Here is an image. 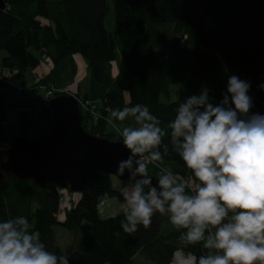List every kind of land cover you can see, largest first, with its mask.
<instances>
[{"label": "trees", "instance_id": "16d2710c", "mask_svg": "<svg viewBox=\"0 0 264 264\" xmlns=\"http://www.w3.org/2000/svg\"><path fill=\"white\" fill-rule=\"evenodd\" d=\"M4 3L5 8H0V68L17 73L12 83L26 88L23 78L37 69L45 57L53 65L49 75L62 70L55 78L64 85L68 79H74V56H81L92 79L102 89V111L111 113L117 107L143 104L161 121L159 126L165 135L160 151L163 155V146L167 144L169 155L157 161L160 168L148 169L154 179L163 168L185 179L191 177L190 170L172 149L168 124L175 118L178 104L199 94L202 87L208 88L213 103H219L227 90L228 77L236 75L251 85L248 95L253 98V107L249 115H264V89L260 87L264 84V0H4ZM111 13L114 27L108 30L106 22ZM55 78L48 84L60 86ZM46 81L40 80L38 89ZM8 88L13 89L0 76V150L8 149L18 136L28 138L26 133L31 130V115L21 111L24 118L20 134L6 135ZM61 94L57 90L53 97ZM24 99L20 98L11 109L32 110V105L21 103ZM48 101L44 102L42 113L51 117ZM88 124L83 115L84 128L95 135ZM107 138L121 142L111 136ZM131 183L123 182L125 186ZM63 192L53 185L21 182L7 175L0 184V220L25 216L32 225L30 231L40 232L49 251L68 255L69 264H137L134 260L138 256L151 264H171L177 252L197 258L207 254L202 243L183 245L180 231L172 227L167 215L156 213L149 228L138 226L131 236L120 227L124 215L119 219H101L99 209L105 198L125 202L124 196L114 190L112 176L108 174L92 173L76 204L70 202L71 208H64V216L60 214ZM56 226L70 232L68 254L56 243L53 231Z\"/></svg>", "mask_w": 264, "mask_h": 264}, {"label": "clouds", "instance_id": "9594fccd", "mask_svg": "<svg viewBox=\"0 0 264 264\" xmlns=\"http://www.w3.org/2000/svg\"><path fill=\"white\" fill-rule=\"evenodd\" d=\"M250 87L230 75L219 103L202 87L178 104L168 124L169 140L191 177L163 168L155 185L148 164L169 155L167 144L163 155L160 151L161 121L143 104L111 111L107 123L113 127L114 120L128 117L136 125L121 130L130 155L117 166L118 175L128 170L134 181L124 192L120 227L125 233L149 228L159 213L180 231L183 245L202 243L207 250L198 258L189 255L184 264H264V115H249ZM31 228L25 216L0 220V264H69L68 255L49 251L40 232Z\"/></svg>", "mask_w": 264, "mask_h": 264}, {"label": "water", "instance_id": "95a60500", "mask_svg": "<svg viewBox=\"0 0 264 264\" xmlns=\"http://www.w3.org/2000/svg\"><path fill=\"white\" fill-rule=\"evenodd\" d=\"M0 8H5L4 0H0ZM48 104L53 124L49 132L34 139L18 136L8 149L0 150V184L11 175L21 182L31 180L37 185H53L81 194L94 172L134 182L129 181L128 170L124 176L117 173L118 162L126 160L129 151L122 142L89 133L74 96H58ZM156 183L153 178V185Z\"/></svg>", "mask_w": 264, "mask_h": 264}, {"label": "rangeland", "instance_id": "374dc122", "mask_svg": "<svg viewBox=\"0 0 264 264\" xmlns=\"http://www.w3.org/2000/svg\"><path fill=\"white\" fill-rule=\"evenodd\" d=\"M106 25H107L108 30L113 29L114 27L113 13H111L110 17L107 19ZM74 58H75L74 60L76 61V70H74L76 72H75L74 79L70 81L68 79V82L64 83V85H62L63 83H61L55 78L58 74L61 73L62 70H58V69L54 70L52 75H49L52 70L47 75H39L38 73H35L37 69H40L46 63L48 62L51 63L45 57L41 58V64L37 69L31 72H28L26 74L25 79H24L26 82L25 83L26 88L24 89H20L19 87H16L12 83L13 77L17 74L16 72L12 73L8 70L2 69L3 78L5 77V74L7 72L10 73V76L7 77L10 82L9 83L6 82V83L7 85H10L13 88V89L8 88L5 90L6 104H7V116H8L7 127L9 131L8 134L6 135L8 137H12V136L15 137L21 132L20 124H21V120L24 118V116H21L23 114L21 112L22 110L16 109V108L11 110L13 105L19 103L18 102L19 96H22L25 98L24 100L21 101L22 104L33 106L32 110L29 109L30 113H28L31 115V118H30L31 130H29L26 133L27 137L29 139H34V137L37 135L47 133L52 126V120H51V117H47L44 113H42V110L44 108V102H47L48 101L47 99L51 100V98L52 99L54 98L53 95L48 96L49 94L48 92L53 91V94H54L57 90L63 93L60 96L67 95V94L77 95L79 98L76 96L77 97L76 99L88 100L98 106L99 111L101 110L100 113L102 117L99 121L91 122L89 117L86 115V117L90 121L88 124L89 128L94 131L95 136L99 137L103 135L106 138L108 136H111V138L113 137V139H117L122 142L123 139L121 136V130L123 129V127L136 126L134 124V118L132 117H128L125 121H122V122L121 121L117 122L114 120V124L116 125L115 127L107 123V120L111 118V113H109L106 110L102 111V101L101 100H102L103 92H102L101 87L97 83H95L94 80L92 79L90 75V71L84 59L81 56H74ZM69 73H70V69H69ZM67 75H68V72H67ZM53 77L57 81L55 82L59 84L61 87L48 84V81L51 82ZM40 79L41 81L42 79H45L47 81L45 83V86L40 85L42 88L38 89L37 85L38 83H40ZM50 87L51 88L55 87L57 90L55 88L49 89ZM46 88H47V92L45 90ZM15 89H20V91H17ZM22 90L24 91V93L21 92ZM88 96L90 99L88 98ZM145 155H147V153ZM153 168L158 169L160 168V166H158L157 162L149 163L148 169H153ZM118 181L119 180L116 179V177L112 176L113 183H117ZM62 190H64V192L60 196L61 204H62V211L60 214L64 216V208H71L72 204L70 203V201L75 204L77 201L78 195L73 194L72 192L66 189H62ZM104 200L100 206L101 207L99 211L100 218L101 219H109V218L119 219L123 215V208H124L125 202L122 203L117 198H109V197L105 198ZM87 228L88 230H90L88 226ZM53 231L55 234L57 245L60 246L61 249L64 250L66 254H68L69 247H70V240H71L70 232L67 229L60 227V226L53 227ZM180 253L182 254V256H185L183 252H180ZM188 256L189 255H186V257ZM134 261L137 264H151L150 262L146 261L143 257H140V256H138ZM173 261H175V258Z\"/></svg>", "mask_w": 264, "mask_h": 264}, {"label": "built area", "instance_id": "2783aa9c", "mask_svg": "<svg viewBox=\"0 0 264 264\" xmlns=\"http://www.w3.org/2000/svg\"><path fill=\"white\" fill-rule=\"evenodd\" d=\"M0 76L3 77V71H2L1 68H0ZM8 76H10V73L9 72H7L5 74L4 79L6 78L5 79V82H8L9 83L10 81L7 78ZM48 93H49L48 96H52L53 95V91H49ZM72 96H74L75 98H77L75 95H72ZM76 100L79 103V106H80V109H81L83 115H85V116L87 115L89 117V119H90L91 122H97V121H99L102 118L101 117V113H100L99 108H98L97 105H95L94 103H92V102H90L88 100H78V99H76ZM22 112L28 114V113H30V110L27 109V108H24V109H22ZM122 143H123V141H122ZM180 254H181L180 252H177L175 254V257H174L175 258V261L172 264H177L176 263V259L177 258H183V260H185L187 258L186 255L185 256H182V254L181 255Z\"/></svg>", "mask_w": 264, "mask_h": 264}, {"label": "crops", "instance_id": "0c3cea01", "mask_svg": "<svg viewBox=\"0 0 264 264\" xmlns=\"http://www.w3.org/2000/svg\"><path fill=\"white\" fill-rule=\"evenodd\" d=\"M75 59V58H74ZM49 60V59H48ZM50 61V60H49ZM75 63H76V61H75ZM52 68H53V65L51 64V63H46L44 66H42L40 69H37L36 71H35V73H38L39 75H47V74H49V72L52 70ZM25 79V77L23 78V80ZM41 80V79H40ZM24 83H26L25 82V80H24ZM45 88V87H44ZM46 90V92H47V88L45 89ZM75 96H77V95H75ZM78 97V96H77ZM20 98H22V96H19L18 97V99L20 100ZM79 98V97H78ZM88 98H89V96H88ZM90 99V98H89ZM19 100H18V102H19ZM12 110V109H11ZM117 179V178H116ZM123 182H120V181H118L117 183H113L112 182V186H113V188H114V190H116V191H118V192H121V194H123L124 195V192L126 191V190H129L130 189V186L128 187V186H125L124 184H122ZM73 194H75V193H73ZM76 195H78L77 196V201L79 200V198H80V196H79V194H76ZM76 201V202H77ZM105 201V200H104ZM71 202V201H70ZM76 204V203H75ZM101 208V207H100ZM99 211H100V209H99ZM176 254V253H175ZM174 257H175V255H174ZM174 257H173V260H174ZM174 261H172V263H173ZM171 263V264H172Z\"/></svg>", "mask_w": 264, "mask_h": 264}, {"label": "bare ground", "instance_id": "6f19581e", "mask_svg": "<svg viewBox=\"0 0 264 264\" xmlns=\"http://www.w3.org/2000/svg\"><path fill=\"white\" fill-rule=\"evenodd\" d=\"M184 261H185V260H183V258H177V259H176V263H177V264H184Z\"/></svg>", "mask_w": 264, "mask_h": 264}]
</instances>
